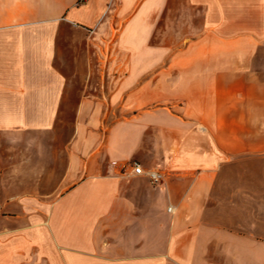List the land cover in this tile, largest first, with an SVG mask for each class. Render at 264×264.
<instances>
[{"label": "crops", "instance_id": "crops-1", "mask_svg": "<svg viewBox=\"0 0 264 264\" xmlns=\"http://www.w3.org/2000/svg\"><path fill=\"white\" fill-rule=\"evenodd\" d=\"M263 76L264 0H0V134L63 136L51 193L0 203V264L264 262Z\"/></svg>", "mask_w": 264, "mask_h": 264}, {"label": "rangeland", "instance_id": "rangeland-1", "mask_svg": "<svg viewBox=\"0 0 264 264\" xmlns=\"http://www.w3.org/2000/svg\"><path fill=\"white\" fill-rule=\"evenodd\" d=\"M107 43L109 44V42ZM108 44L102 41L103 47ZM108 59L106 54H102L98 56L96 62L98 65H103L108 62ZM262 78L264 79V76ZM72 122V118L59 119L56 125L58 128L70 130ZM62 138L61 134L54 132L48 134H0V203L9 201V197L18 195H34L44 199L51 193L56 185V176L53 177V181L44 180L47 172L46 160L50 159V152L44 149V146L61 142ZM224 170L227 181L217 184L214 197L211 200V205L214 206L211 216L216 222H222L237 229L238 198L237 195L231 194L238 186L239 167L235 162L225 167ZM56 173L54 171L51 174ZM8 217L11 216L7 213H0V218H6L7 222ZM261 250L264 251V247H261ZM256 264H264V262Z\"/></svg>", "mask_w": 264, "mask_h": 264}, {"label": "built area", "instance_id": "built-area-1", "mask_svg": "<svg viewBox=\"0 0 264 264\" xmlns=\"http://www.w3.org/2000/svg\"><path fill=\"white\" fill-rule=\"evenodd\" d=\"M127 168L130 170L131 177H144L153 186H156L159 183L163 182L165 178V175L162 170L158 168L144 169L137 162H131L127 164ZM168 212L171 213L172 209L168 208Z\"/></svg>", "mask_w": 264, "mask_h": 264}]
</instances>
